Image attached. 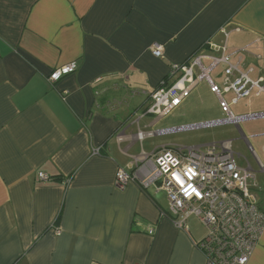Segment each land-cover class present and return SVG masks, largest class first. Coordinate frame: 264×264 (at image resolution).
Here are the masks:
<instances>
[{"label":"crops","instance_id":"obj_1","mask_svg":"<svg viewBox=\"0 0 264 264\" xmlns=\"http://www.w3.org/2000/svg\"><path fill=\"white\" fill-rule=\"evenodd\" d=\"M208 43L217 49L206 54L220 58L224 48L249 72L237 49L264 50V0H0V264H206L196 248L205 235L194 238L188 219L178 230L167 198V209L160 204L164 193L143 182L156 153L190 149L154 142L186 98L157 119L146 112L151 95L173 83V65ZM72 63L75 73L48 83L54 69ZM202 65L215 85L211 73L222 67L227 85L226 66ZM228 94L231 115L241 118ZM263 96L253 90L246 99ZM216 108L221 118L184 120L238 130L264 212V120L245 129L219 100ZM257 113L264 110L250 112ZM214 143L232 151L231 140ZM120 171L130 179L121 186ZM247 264H264V232Z\"/></svg>","mask_w":264,"mask_h":264},{"label":"built area","instance_id":"obj_2","mask_svg":"<svg viewBox=\"0 0 264 264\" xmlns=\"http://www.w3.org/2000/svg\"><path fill=\"white\" fill-rule=\"evenodd\" d=\"M224 36L227 33L222 31ZM192 55L184 64L173 65L171 85L164 84L152 95V103L147 114L164 119L191 94L204 80L210 93L218 97L219 108L228 120L239 124L247 120L263 119V114L235 118L230 113V105L222 98L232 93V104L250 96L264 95V75L257 81L250 79L249 72L240 70V61L233 64L229 56L223 54L215 58L206 54V48L217 49L208 43ZM163 49L153 45L154 57L162 56ZM203 60L211 61V70L218 64L226 66L224 75L227 84L221 91L209 78ZM200 70V74L195 72ZM76 72L74 63L54 69L47 81L55 84L62 78ZM233 78V81L229 79ZM222 124L205 123L196 126L157 132L158 135L175 134L187 130L210 128ZM251 149V148H250ZM94 154L97 151L93 152ZM162 149L154 155L152 168L147 172L143 186L157 185L167 198L170 212L179 217L174 222L178 230L184 231L185 221L195 216L205 229L204 238L196 245L206 264H247L252 251L264 232V212L259 207L257 186L252 171L236 164L229 143H212L202 151L198 147L179 151ZM183 153V154H182ZM41 179H46L39 174ZM129 177L122 171L116 175L118 185L125 184Z\"/></svg>","mask_w":264,"mask_h":264},{"label":"rangeland","instance_id":"obj_3","mask_svg":"<svg viewBox=\"0 0 264 264\" xmlns=\"http://www.w3.org/2000/svg\"><path fill=\"white\" fill-rule=\"evenodd\" d=\"M239 52L237 57H241L243 62L241 63L242 70H252L254 74H261L264 75V61L262 63V60L259 62L256 60L258 58H264V50L263 51H257L254 49H244L242 48L237 49ZM242 50V51H241ZM251 57L252 59H247ZM247 61H246V59ZM255 60V61H254ZM222 67L217 68L211 73V78L215 80L217 83L219 89L222 91L223 86L222 82L219 80L218 76ZM250 70V71H251ZM260 75V76H261ZM225 99L227 103L230 102V99L232 98L231 95L226 94ZM186 103L181 106L180 112L177 113V115H170L166 119V123H169L170 127L167 129H173L177 127H190L192 125L202 124V123H208L210 121H199L195 123H191V120L185 119L184 116L187 115V117L192 118H199L206 115H210L211 113H216L218 116L217 118H221V114H218L217 110V104L218 100L213 97L209 93L207 84L204 82H201L196 89L186 97ZM231 110L234 114V116H241V117H247L252 114L250 112H254L257 110H264V96L261 97L259 100H248L243 99L237 102L236 104H233L231 106ZM259 114V113H257ZM263 119L259 120H253V121H247L243 122L241 125L246 129L247 127H253L254 124L257 122L263 121ZM179 122V123H177ZM201 122V123H200ZM247 131V130H246ZM249 132V131H247ZM227 139L231 140L232 142V152L235 155V161L236 164L244 168L245 163L244 159L246 161H249L250 164H253V158L251 156V153L247 149L246 143L241 138L238 130L234 126L224 127V128H204V129H193V130H187L181 133L177 134H167V135H159L158 141H154L155 144L165 145V144H171L179 145L181 147L185 148H194L198 147L202 151L205 149V147L208 144L217 142L219 139ZM249 144L253 147H256V141L251 140ZM257 147L255 148L256 152ZM237 155H240L241 158H238ZM244 158V159H242ZM160 204L163 206L164 209H167L166 205V197H161ZM187 226L189 227L191 234L194 238H201L205 235V229L204 227L199 223L198 219L195 216H191L188 218Z\"/></svg>","mask_w":264,"mask_h":264},{"label":"bare ground","instance_id":"obj_4","mask_svg":"<svg viewBox=\"0 0 264 264\" xmlns=\"http://www.w3.org/2000/svg\"><path fill=\"white\" fill-rule=\"evenodd\" d=\"M229 145H230V143H229ZM231 148V147H230Z\"/></svg>","mask_w":264,"mask_h":264}]
</instances>
